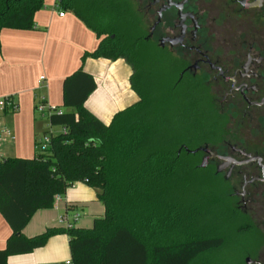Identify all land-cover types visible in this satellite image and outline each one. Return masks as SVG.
<instances>
[{
    "label": "trees",
    "instance_id": "1",
    "mask_svg": "<svg viewBox=\"0 0 264 264\" xmlns=\"http://www.w3.org/2000/svg\"><path fill=\"white\" fill-rule=\"evenodd\" d=\"M45 1L0 0V32L33 28L34 15ZM57 2L99 38L95 51L82 60L125 59L139 99L106 124L85 106L97 87L94 76L80 67L65 78L66 110L49 118L51 126L65 131L52 135L48 148L32 158L0 162V213L12 229L0 249V264H8L11 255L43 247L57 234L69 236L73 264H192L226 241L219 218L206 213L220 215L222 206V213L233 217L229 205H221L223 194L195 193L194 176L201 169L188 151L221 131L218 116L191 80L165 77L159 88H152L142 71L147 58L141 21L127 0ZM173 121L184 123L179 140ZM77 181L97 189L104 216L95 218L90 228L52 227L26 236L24 228L35 212L53 207L55 197Z\"/></svg>",
    "mask_w": 264,
    "mask_h": 264
},
{
    "label": "flooded vegetation",
    "instance_id": "2",
    "mask_svg": "<svg viewBox=\"0 0 264 264\" xmlns=\"http://www.w3.org/2000/svg\"><path fill=\"white\" fill-rule=\"evenodd\" d=\"M127 1L149 59L203 89L218 116L221 131L189 152L201 171L236 180L221 192L239 233L255 235L245 251L257 260L245 263L264 264V0Z\"/></svg>",
    "mask_w": 264,
    "mask_h": 264
},
{
    "label": "crops",
    "instance_id": "3",
    "mask_svg": "<svg viewBox=\"0 0 264 264\" xmlns=\"http://www.w3.org/2000/svg\"><path fill=\"white\" fill-rule=\"evenodd\" d=\"M56 4L57 0L45 1L34 15L33 28H3L0 32V98L11 95L19 104L17 112L7 113L2 118V123L14 136L0 147L4 158L36 155L35 143L40 142L50 124L49 119L44 122L40 117L36 104L45 97L51 105L66 110L63 83L80 67L91 73L97 82L85 106L106 124L118 111L139 99L130 82L132 67L125 59L88 56L82 60L86 53L95 51L99 38L73 11L64 8L65 15L60 16ZM41 76L46 77L43 84L38 83ZM78 191L71 190L65 198L61 196L55 201L53 207L36 211L24 228V234L32 237L48 228H65L61 217H72L75 213L80 214L76 226L87 227L84 225L91 223L93 226L95 218L102 216L93 215L90 220L82 217L77 211L82 204L80 198H76ZM11 233L10 225L0 213V249L6 246ZM69 240L66 234L54 235L41 248L9 256L8 264H65L72 259Z\"/></svg>",
    "mask_w": 264,
    "mask_h": 264
},
{
    "label": "rangeland",
    "instance_id": "4",
    "mask_svg": "<svg viewBox=\"0 0 264 264\" xmlns=\"http://www.w3.org/2000/svg\"><path fill=\"white\" fill-rule=\"evenodd\" d=\"M135 11L138 14L141 25L143 29V22H142V16L141 13L138 11V7L135 6ZM143 52L145 53V57L147 58V61L142 66L143 75L147 77L148 81L151 82L152 88L157 87L159 88L161 85V80H166L165 77L169 78L171 81H174L175 78L178 75V71L174 69V71L169 68L165 63L162 62H150L149 60V54H152V51L145 50V47H143ZM166 91V89H165ZM164 91V92H165ZM177 112V111H176ZM43 118V121L46 122L49 118L48 116H40ZM50 123V122H49ZM174 125H176V137L177 139L183 138V127L182 122L173 121ZM59 126H53L51 127L50 124L47 126V132H54L57 134L60 131ZM195 138H198L195 136ZM43 139V137H42ZM41 139V140H42ZM37 142V141H36ZM196 142V141H194ZM1 151V150H0ZM40 151V147L38 143H35V152L38 153ZM2 153V152H1ZM3 154V153H2ZM213 173L210 172H202L200 170V173H195L194 178L196 179L195 182L197 184V188L195 189V193L197 194V191H213L219 193L220 195L223 194L221 192V186H232L236 184V180L231 181H222L223 175H221L222 180L214 179ZM223 183V184H222ZM71 190L78 191V197L80 198L81 208H78V212L82 214L83 218H86V220H90L93 218V215H101L104 216L105 214V206L103 202L98 198L97 195V189L90 184H88L85 181H77L72 186H69L65 193H61L60 195L62 197H66L70 194ZM221 192V193H220ZM222 202L221 205L225 206L227 208L228 202L227 198H225L224 194L222 196ZM222 207V206H221ZM219 208V214H216L212 216L211 210L210 215L206 213V216L209 218H219V229L221 232H223L226 236V241L223 245L220 247L213 249L209 251V253H206L204 255H200L198 258L192 262V264H246V258L249 257L251 260H257V256L254 252L247 253L245 250L250 248L254 243V237L255 235L253 233H239L238 227H239V218H232L230 217L226 212L222 213L223 207ZM227 210V209H226ZM216 212V211H215ZM229 212V211H228ZM73 215V214H71ZM70 215V216H71ZM253 220H251L252 222ZM83 224V223H82ZM87 226L85 228H90L92 226V223L90 225H84Z\"/></svg>",
    "mask_w": 264,
    "mask_h": 264
},
{
    "label": "built area",
    "instance_id": "5",
    "mask_svg": "<svg viewBox=\"0 0 264 264\" xmlns=\"http://www.w3.org/2000/svg\"><path fill=\"white\" fill-rule=\"evenodd\" d=\"M58 3V2H57ZM56 8L60 10L59 15L64 16L65 11L61 8H59V5L56 4ZM46 80L45 76H41L38 83L43 84L44 81ZM19 110V104L17 100L14 98V96H5L0 98V147L2 143L8 141V140H13L14 136L10 129L6 127L2 123V118L10 112H17ZM36 111L43 117L48 116L50 118L51 115L53 114H62L64 111L59 109L58 107L51 105L45 97H41V99L37 102L36 104ZM51 126V125H50ZM53 127V126H51ZM62 131H65V128H62ZM54 132H47L44 136L43 139L40 140L39 147L40 151H45L52 139V135H54ZM5 158L2 155L0 151V162L3 161ZM61 198V195H57L55 197V201H59ZM80 219V214L75 213L72 217H69L68 215L62 216L61 217V223L64 224L65 228L70 229L76 226L77 222ZM65 264H73L72 260H67Z\"/></svg>",
    "mask_w": 264,
    "mask_h": 264
},
{
    "label": "water",
    "instance_id": "6",
    "mask_svg": "<svg viewBox=\"0 0 264 264\" xmlns=\"http://www.w3.org/2000/svg\"><path fill=\"white\" fill-rule=\"evenodd\" d=\"M198 150V149H197ZM197 150H194V151H192V152H196ZM188 151H190V150H188ZM248 261L250 262V259H248Z\"/></svg>",
    "mask_w": 264,
    "mask_h": 264
}]
</instances>
